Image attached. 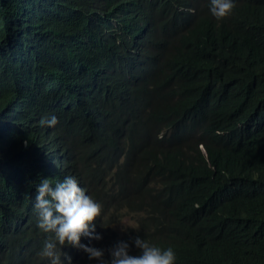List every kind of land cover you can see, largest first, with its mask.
<instances>
[{
    "label": "trees",
    "instance_id": "16d2710c",
    "mask_svg": "<svg viewBox=\"0 0 264 264\" xmlns=\"http://www.w3.org/2000/svg\"><path fill=\"white\" fill-rule=\"evenodd\" d=\"M150 3L0 0L18 33L37 4L50 26H92L46 47L57 87L14 69L0 76V98L38 95L13 113L0 104V264H49L36 184L66 175L102 205L97 246L138 234L172 246L176 264H264V0H234L221 19L209 0H163L157 32L115 36L120 9L143 28ZM51 115L54 126L40 124Z\"/></svg>",
    "mask_w": 264,
    "mask_h": 264
},
{
    "label": "clouds",
    "instance_id": "9594fccd",
    "mask_svg": "<svg viewBox=\"0 0 264 264\" xmlns=\"http://www.w3.org/2000/svg\"><path fill=\"white\" fill-rule=\"evenodd\" d=\"M161 1L151 0L143 28L135 26L133 17L124 18L128 12L120 9L112 19L115 36L131 39L142 32H157V21L153 15L158 14L157 8L161 6ZM233 7L234 0H209V12L217 19L228 16ZM131 9L135 13L139 6L131 5ZM179 9L184 10H176ZM45 14L46 11L40 4L28 6L25 34L22 30L18 33L14 29L8 16L0 15V76L9 69H14L28 77L40 79L47 86L57 87L60 81L58 56L55 51L46 47L53 42L59 46L64 38L74 34L76 27L92 26L88 21L50 26ZM146 49L148 59L151 51L149 43ZM34 97H38L34 92L23 93L18 99L0 98V104L6 111L13 113L28 98ZM3 122L6 123V119ZM56 123L55 115L40 119L41 125L51 127ZM12 152L17 157L21 154L19 149H12L9 153ZM33 207L37 227L45 233H52L43 242L38 253L42 258H47L49 264H75L71 252L58 249V245L83 253L86 260L95 261V264H176L177 255L172 246L162 248L138 234L128 239H118L107 247L97 246L94 241L102 240L103 236L97 231L94 221L100 215L102 205L86 192L80 177L77 180L73 175H66L54 184L48 178H41L36 184ZM120 231L126 232L127 229L121 226ZM132 248L139 249V254H133Z\"/></svg>",
    "mask_w": 264,
    "mask_h": 264
},
{
    "label": "rangeland",
    "instance_id": "374dc122",
    "mask_svg": "<svg viewBox=\"0 0 264 264\" xmlns=\"http://www.w3.org/2000/svg\"><path fill=\"white\" fill-rule=\"evenodd\" d=\"M123 223H124V222L120 223V226H121ZM125 225H127V224H123L122 226H125Z\"/></svg>",
    "mask_w": 264,
    "mask_h": 264
}]
</instances>
